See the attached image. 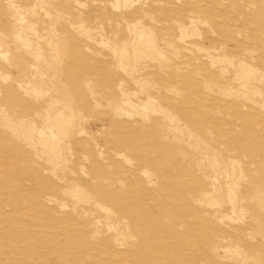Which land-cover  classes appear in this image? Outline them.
<instances>
[{
    "label": "rangeland",
    "instance_id": "rangeland-1",
    "mask_svg": "<svg viewBox=\"0 0 264 264\" xmlns=\"http://www.w3.org/2000/svg\"><path fill=\"white\" fill-rule=\"evenodd\" d=\"M0 264H264V0H0Z\"/></svg>",
    "mask_w": 264,
    "mask_h": 264
},
{
    "label": "bare ground",
    "instance_id": "bare-ground-1",
    "mask_svg": "<svg viewBox=\"0 0 264 264\" xmlns=\"http://www.w3.org/2000/svg\"><path fill=\"white\" fill-rule=\"evenodd\" d=\"M119 1V0H118ZM130 1V0H129ZM125 4V3H124ZM127 4V3H126ZM117 7V6H116ZM48 15V14H47ZM50 16V15H49ZM193 21V20H192ZM25 22V21H24ZM22 25V24H21ZM193 25V24H192ZM196 27V26H195ZM52 33H54V32H52ZM57 33V32H56ZM20 34V33H19ZM87 34V33H86ZM143 35H144V33H142ZM142 35V36H143ZM18 36V35H17ZM19 37H20V35H19ZM19 37H18V39H19ZM144 37V36H143ZM149 37V36H148ZM22 38H23V36H22ZM102 38V37H101ZM142 38V37H141ZM20 39H21V37H20ZM90 39V38H89ZM92 39V38H91ZM105 39V38H104ZM152 39V38H151ZM22 40V39H21ZM140 40V39H139ZM142 42V41H141ZM144 42V41H143ZM29 43V42H28ZM149 43V42H148ZM150 44V43H149ZM150 46V45H149ZM52 49V48H51ZM137 50V49H136ZM139 51V50H138ZM159 54V53H158ZM6 56V55H5ZM140 56V55H139ZM164 57V56H163ZM162 59H164V58H162ZM211 60V59H210ZM247 66V65H246ZM250 73H252L251 72V70L250 69H247V71H246V73L245 74H247L248 76H249V74ZM241 80V79H240ZM47 94V93H46ZM38 95V94H37ZM131 102V101H130ZM148 106V105H147ZM146 106V107H147ZM132 107V106H131ZM138 107V106H137ZM122 111V110H121ZM72 112H74V111H72ZM146 114V113H145ZM57 118H58V120H57ZM56 118V120L57 121H59L60 119H59V116ZM71 119V118H70ZM74 119V118H73ZM56 120H54L55 122H57ZM9 122H10V120H9ZM48 122V121H47ZM171 122V121H170ZM11 123H12V121H11ZM10 123V124H11ZM60 124V126H55L54 128L56 129V133H51V131H49L50 133H51V138L49 137V139L48 140H44V142L43 143H45L44 145H48L50 148H53V149H57V148H60L61 147V142H56V140H58V137L57 136H65L67 133H66V131H65V126L66 125H69L68 127H70V126H72L73 125V123H72V121H70V122H68V121H60L59 122ZM13 124V123H12ZM61 126H64V127H61ZM53 128V127H52ZM71 128V127H70ZM69 128V129H70ZM50 129V128H49ZM72 129H73V127H72ZM42 131V130H41ZM52 131H54L53 129H52ZM43 132V131H42ZM40 134H41V136H43L42 135V133L40 132ZM43 134H44V132H43ZM45 136V135H44ZM46 137H47V135H46ZM56 137H57V139H56ZM66 137H67V135H66ZM64 143V142H63ZM48 146H47V148H48ZM52 149V150H53ZM51 152H53V151H51ZM55 155V154H54ZM83 169V168H82ZM86 176V175H85ZM74 193H75V191H74ZM80 193H82L81 191H80ZM78 191H76V194L77 195H79L80 194ZM76 195V196H77ZM82 196H83V194H81ZM77 197H80V195L79 196H77ZM80 198H82V197H80ZM84 199V198H83ZM80 200V199H79ZM86 201V200H85ZM108 212V211H107ZM109 215V214H108ZM111 216V215H110ZM113 216V215H112Z\"/></svg>",
    "mask_w": 264,
    "mask_h": 264
}]
</instances>
